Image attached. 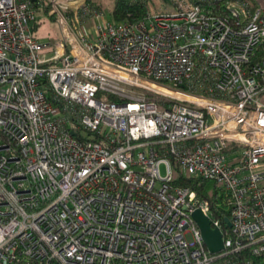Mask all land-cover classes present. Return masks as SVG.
<instances>
[{
    "label": "built area",
    "instance_id": "2783aa9c",
    "mask_svg": "<svg viewBox=\"0 0 264 264\" xmlns=\"http://www.w3.org/2000/svg\"><path fill=\"white\" fill-rule=\"evenodd\" d=\"M252 1L169 0L108 21L86 0H0V264H264V0ZM40 12L59 29L50 41L32 29ZM175 166L214 181L223 223L172 182Z\"/></svg>",
    "mask_w": 264,
    "mask_h": 264
},
{
    "label": "trees",
    "instance_id": "16d2710c",
    "mask_svg": "<svg viewBox=\"0 0 264 264\" xmlns=\"http://www.w3.org/2000/svg\"><path fill=\"white\" fill-rule=\"evenodd\" d=\"M194 3H204L209 5L211 3L218 4L219 0H189ZM86 3L101 11L102 9V1L101 0H86ZM250 5H253V1L249 0ZM46 10V9H45ZM108 12L110 15L109 21H135L142 18L145 13L147 12V0H108ZM40 15H38L32 22V29L37 34V28L41 24ZM172 182L174 184L187 186L188 188L193 189L197 196L200 198L206 199L210 205L211 211L215 215H220L218 210L215 211V206L219 209V211H223L226 215L229 214V210H225L224 208V201L225 195L223 192L216 187L215 183L211 179L201 178L191 175H186L181 172L176 166L174 167L173 171V178ZM216 203H219L216 205ZM218 213V214H217ZM221 222L223 223L222 217L220 215ZM251 264H263L260 257L250 256Z\"/></svg>",
    "mask_w": 264,
    "mask_h": 264
},
{
    "label": "rangeland",
    "instance_id": "374dc122",
    "mask_svg": "<svg viewBox=\"0 0 264 264\" xmlns=\"http://www.w3.org/2000/svg\"><path fill=\"white\" fill-rule=\"evenodd\" d=\"M102 1V9L103 15L102 18L104 20H110V15L108 12V0ZM169 0H147V12L149 14H157L162 11H168L172 7L168 4ZM41 24L37 28L38 37L44 41H50L54 37L58 36L59 29L54 19H52L49 15L40 12ZM101 19H97L96 21H100Z\"/></svg>",
    "mask_w": 264,
    "mask_h": 264
},
{
    "label": "water",
    "instance_id": "95a60500",
    "mask_svg": "<svg viewBox=\"0 0 264 264\" xmlns=\"http://www.w3.org/2000/svg\"><path fill=\"white\" fill-rule=\"evenodd\" d=\"M191 218L198 227L200 237L208 251L216 252L221 250L223 245L220 231L217 227L210 226L209 218L204 215L199 208H195L191 212Z\"/></svg>",
    "mask_w": 264,
    "mask_h": 264
},
{
    "label": "crops",
    "instance_id": "0c3cea01",
    "mask_svg": "<svg viewBox=\"0 0 264 264\" xmlns=\"http://www.w3.org/2000/svg\"><path fill=\"white\" fill-rule=\"evenodd\" d=\"M169 4V3H168Z\"/></svg>",
    "mask_w": 264,
    "mask_h": 264
}]
</instances>
